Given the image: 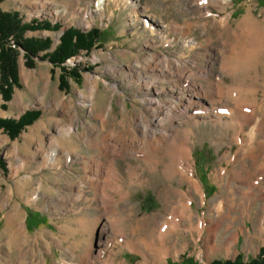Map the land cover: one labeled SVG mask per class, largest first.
Returning a JSON list of instances; mask_svg holds the SVG:
<instances>
[{"label": "rangeland", "instance_id": "374dc122", "mask_svg": "<svg viewBox=\"0 0 264 264\" xmlns=\"http://www.w3.org/2000/svg\"><path fill=\"white\" fill-rule=\"evenodd\" d=\"M98 1L0 0L1 11L17 12L24 23L45 20L61 26L57 31L24 33V38L48 34L43 38L51 41L47 53L55 50L69 28L102 33L89 53L81 51L63 64L64 88H60L59 67L36 59L33 67L27 68L22 50L9 42L19 53L18 85L9 101L0 95V105L6 106L0 108V118L16 113V103H23L25 112L38 111L40 116L15 139L0 129V264H210L256 258L264 249V233L258 231L259 223L264 228V183L253 189L256 199H242L241 193L249 190L247 179L239 177L238 171L233 174L231 164L238 158L235 166L242 163L248 169L242 171L244 177L253 176L255 164L247 152L243 153L247 159L241 158L242 144L236 141L240 138L246 141L244 147L249 146L251 126L228 127L227 123L234 112L237 117L249 114L251 108L264 118V0H106L101 10ZM226 17L227 29L222 27ZM247 24L258 36V47L253 45L256 59L249 68L242 61L245 51L253 49L248 34H243ZM235 49L240 65L232 73L228 59ZM161 55L194 62L189 65L194 74L201 68L208 71V80L196 78L204 89L221 78L235 93L232 101L222 94V98L204 102L216 109V116L197 113L195 124L179 126L191 131L187 146L203 196L199 198L191 189L185 213L184 202L176 196L190 185L182 182L180 175H165L167 158L153 170V164L147 166L140 154L115 158L99 155L93 146L94 140L104 135L127 143L139 141L141 121L152 123L153 115L164 112L182 89L183 95L190 93L186 84L154 77V68L163 66ZM149 67L144 74L151 85L147 92L139 76ZM72 71L77 76H72ZM238 100L248 107L241 111ZM261 142L264 137L258 134L255 145ZM50 143L58 146L57 157H63L58 171L69 180L56 177L55 169L50 173L43 168L38 151L47 150ZM255 154L262 160L264 149ZM94 161L106 167L114 165L116 174L108 176L104 170L98 180L106 183L104 192L95 191L84 180L92 176ZM24 163L28 171L21 169ZM12 168L20 172H12ZM118 187L121 192L116 191ZM233 194L235 200L227 203ZM58 196L70 200L60 202L64 208L57 206L53 214ZM220 201H226L221 218L216 207ZM222 219L210 244L208 229ZM174 223L179 224L178 231L167 235L161 244L158 236L164 225ZM131 241L138 245L132 246ZM145 243L167 251L163 263Z\"/></svg>", "mask_w": 264, "mask_h": 264}, {"label": "bare ground", "instance_id": "6f19581e", "mask_svg": "<svg viewBox=\"0 0 264 264\" xmlns=\"http://www.w3.org/2000/svg\"><path fill=\"white\" fill-rule=\"evenodd\" d=\"M105 1L106 0H99L98 1V4H97L98 10H101ZM223 19H222L223 26L222 25L221 26L225 29L229 28L228 17H226L224 20ZM244 27H245V25H244ZM251 27L248 25V27H246L245 29L243 28L244 29L243 34H248L250 43L253 47V45L257 46V44H258V41H257L258 36L257 37L254 36L256 33L255 34L253 33V30ZM254 32H255V30H254ZM249 48H250V46H249ZM234 54L235 55L238 54L236 52V49L233 51V56H231L228 59L229 60V70L232 73L236 72L237 69H239V65H240V60ZM244 55L246 56V58L244 56L242 61L244 63V66L249 68V65L252 64L256 59V51H255L254 47H253V49L246 50ZM153 58H152V60L155 61V57H153ZM244 58H245V60H244ZM159 60H161L163 66H160L158 68H154V70L157 71V74H158L157 75L156 73H154V77H162L163 79L167 78L169 80H173V83L186 84L187 87L190 88V93L183 95V92L185 89H182V91L179 92L180 97H177L176 100L174 102H172L164 112L158 111L159 114L155 113L153 115L152 123H150L148 121L147 122L141 121L140 122L141 127L139 126L140 127L139 128V130H140V136H139L140 140L139 141H137V142H135V141L129 142L128 141L129 143H127L125 140L120 139L118 137H115L113 140H111V138L109 139L110 136L107 137V135H104L101 137L102 138L101 140H96V139L94 140L93 139L94 143H95V145H93V146H95V149H97L99 155L105 153L107 156L110 155V157H115V158L116 157L117 158H123L125 156L130 155V154L134 155V156L140 154L141 160H143V162L147 166H150L151 164H153L152 166H150L153 170L157 169V167L155 165L159 166V164L163 163L165 161V158H167L169 160V163L165 167V172H164L165 175L167 177L180 175L182 182H186L190 185V188L188 187L187 191H185V190L184 191H178L177 190L178 192H177L176 197L180 198V201L184 202L183 212L185 213L188 210V207H186V204H189V197H190L189 192L191 191V189H193L195 191V193L197 194V196H199V198L201 197V199H203V196H202L201 187H200L199 183L194 179V176H193L192 163L190 161V149L187 146V142L189 141L188 136L191 134V131L189 132L186 129L182 130V129H180L179 126H182L184 124H189V123L195 124L196 123L195 119H196L197 113L208 115L209 117L216 116V114H217L216 109L214 107L208 108L204 104V102L213 101L215 98H218V97L222 98L223 97L222 94H225L227 97H225V96L224 97L229 98V101L230 100L232 101L234 99L235 93L231 88L224 86L223 82L221 81V78L220 79L217 78V79H215V81L213 80V81L209 82V84L207 85L208 87L205 89L202 86L198 85L196 83V78H199V79L202 78L204 80H208V74L209 73H208V71L203 70L202 68L199 69L198 73H196V74L191 72L189 70V65L192 66L194 64V62H192V61L170 59V58L163 56V55L160 56ZM223 60L224 59H222V63H223ZM222 63H221V70L224 69V65ZM155 67H157V65ZM137 68H139V67H137ZM150 69H151L150 67L142 69L143 75L139 76L141 83L143 84V86L145 87L147 92H149L151 90V88H150L151 85L146 83L147 78L145 77L144 74L147 71L149 72ZM151 71H153V70H151ZM137 72H138V70H137ZM237 104H238L237 107L240 108V110L248 107V105L246 103H244L242 100L241 101L238 100ZM251 110H252V112H250L249 114L245 113L243 115H237V117H235V112H234V116H233V113H230L231 116H233L234 118L231 119V121H229L227 123L228 127L234 126L237 128L238 127L239 128H245L246 126H251L250 138H249L250 142L248 144L249 146L244 147V145L246 144V141H242L240 138H238L236 141L239 144H242L240 149H239V151H241V154H240L241 158L247 159V157H245L246 155H243L244 152H247V154H249V160L252 161L255 165H257V166L254 165L253 173H252L253 176L244 177V173H242V171H246L248 169L242 163L240 165L235 166L238 158L235 159V163L231 164V167H232L231 172L233 174H235V171L236 172L238 171L237 175L239 177H243V178L247 179L246 181H247V186H248L249 190L241 193L242 199H244L246 201H250L252 198L254 199L255 196H254V193L252 192V191H254L253 189L257 188V186H260L261 182L264 183V173H263L264 172V156L261 160L259 155L255 154L259 148L264 149V142L259 143V145H255V140H256L258 134H260L264 137V118L257 116V112L255 111L256 109L251 108ZM97 133H99V132H97ZM68 134H70V133H68ZM133 135H135V134L133 133ZM112 136H114V135H112ZM134 137H136V136H134ZM114 152H116V153H114ZM159 153L161 155H159ZM55 156H56L55 153L53 155H51V157L49 156L50 157L49 160H54L53 158H56ZM67 158H68V156H67ZM67 158H66V160H67ZM258 159L261 160L259 164H258V162H259ZM111 162H113V164H114V161L111 160ZM113 166L111 165L109 167H106L105 165H101V163L94 161V163H93L94 172H93L92 176L87 177L84 180H88L87 184H90L91 186H93L95 191L104 192L105 187H106V183L105 182L101 183L98 180H101L102 175L104 173V170H106V173L108 176L111 173H113L114 172ZM240 169H241V171H239ZM258 171H261L260 174H257ZM249 172H251V169H249ZM114 174H116V173L114 172ZM131 174L133 175L134 173H131ZM252 177H255V178L252 179ZM94 182H96V183H94ZM116 191L121 192V189L118 187V189ZM232 193L233 192L229 193V197L232 196ZM262 195L264 196V191L262 192ZM234 200H235V197L233 194V197L229 198L227 203L230 201L233 202ZM225 202L220 201L219 203H216L217 211L219 213V216H218L219 218H221L220 214L223 211L222 209L224 208L223 206L225 205ZM243 203H245V202H243ZM221 222H223V219L218 221L216 224H214L212 227H210V229H208L209 236L207 238L208 239L207 242H209L210 244L213 241L212 238L215 236V234L221 228V226H222ZM164 226L165 227L163 228V230L161 231V233L158 236L161 244H164V241L167 238V235H171V233L178 231V229L180 227L179 224H177V223H174L171 226H168V225H164ZM258 231H259V234L264 233V228L262 226H260V223H259ZM130 244L132 246L138 245V243H136V242L134 243L132 241L130 242ZM227 244L228 243H225L224 246H226ZM147 245L148 244H146V246ZM147 247H148V249L152 250L151 252H153V254L158 255V258H160V260H161V261L160 260H158V261H160L162 263L164 262L165 256L167 255V251L165 249H162V248L156 249L157 247H153L152 245L151 246L148 245ZM89 255H90V252H88V256Z\"/></svg>", "mask_w": 264, "mask_h": 264}, {"label": "trees", "instance_id": "16d2710c", "mask_svg": "<svg viewBox=\"0 0 264 264\" xmlns=\"http://www.w3.org/2000/svg\"><path fill=\"white\" fill-rule=\"evenodd\" d=\"M60 28L58 23L52 25L45 20L32 21L27 24L22 21L17 12L8 13L0 9V95L5 102L11 99L12 89L18 85L17 59L19 53L17 49L9 46L11 40L17 48L22 50L25 59L24 65L27 68H32L36 59L47 60L53 66L59 67L62 74L60 88H64L66 81L63 75L66 74V68L63 67V64L81 51L89 53L92 46L99 42L102 36L98 29L82 33L78 29L69 28L61 35L55 50L48 53L47 50L51 48L49 39L24 38V33L27 31H57ZM43 52L46 53L40 55ZM76 73V71H72L70 74L77 76ZM0 108L5 109V104L0 105ZM39 116L40 112L38 111H27L16 120L0 118V129H3L10 139H15L26 126L31 125ZM210 264H264V249L256 258L248 262H243L241 257H237L234 260H215Z\"/></svg>", "mask_w": 264, "mask_h": 264}, {"label": "crops", "instance_id": "0c3cea01", "mask_svg": "<svg viewBox=\"0 0 264 264\" xmlns=\"http://www.w3.org/2000/svg\"><path fill=\"white\" fill-rule=\"evenodd\" d=\"M48 35V34H47ZM47 35H45V36H43L42 38L41 37H38V38H36V37H33V36H30V37H28V38H34V39H43V38H46L47 37ZM25 106H24V104L23 103H16V105H15V110H16V113H14V112H12L11 113V115H8V116H3V115H1V117L2 118H12V119H17V118H19L22 114H24L25 113V110H26V108H24ZM9 109H10V107L8 106V104H7V109L6 110H8L9 111ZM24 109V110H23ZM11 111V110H10ZM15 115V116H14ZM17 115V116H16ZM36 128H39V127H37L36 126ZM49 146H50V148H48L47 150H44V149H42V148H40L41 150H39L38 151V154H40V157H42V161H41V163L43 164V168H45V169H49L50 171H48V172H54V171H52V170H56V171H58V170H60L61 169V165H62V156H60V154L58 155V157H57V148H58V146H55L54 145V143H50L49 144ZM53 147V148H52ZM51 150H53V151H51ZM55 153V157L56 158H53L54 160H49V158L51 157V155H53L54 153ZM68 154V153H67ZM43 155V156H42ZM69 155V154H68ZM47 156H48V158H47ZM50 156V157H49ZM70 156V155H69ZM71 157V156H70ZM64 158H65V155H64ZM66 160V159H65ZM78 159H76L74 162H76ZM88 160V159H87ZM20 161H18L17 163H19ZM50 162V163H49ZM65 162V161H64ZM66 162L68 163L69 162V157L67 158V160H66ZM89 162H90V160H88V164H89ZM17 163L15 164V166L13 167V168H16V165H17ZM92 163V162H91ZM91 163L89 164V165H91ZM8 167V166H7ZM6 167V168H7ZM20 167H22L21 169H24V170H26V171H28V168L26 169V167H28V164L27 163H24L23 165L21 164V166ZM13 168H12V172L15 170H13ZM8 170H10V167H8ZM90 171V170H89ZM14 172H16V173H19L20 171H14ZM71 172H72V170H71ZM6 173V172H5ZM7 173L9 174L10 173V171L8 172L7 171ZM32 173V172H31ZM58 173L59 174H56V177H62V178H64V180H69V178L68 179H65V174H64V172H59L58 171ZM7 174V175H8ZM76 199L78 198V197H75ZM64 200H70V199H60V197L58 196L57 198H56V201L55 202H57V205H55V208H52V211H51V213H53L54 214V212L56 211V209L58 208L57 206H59V208L61 207L62 209L64 208V207H62L61 205H60V202H62V201H64ZM26 209H28L29 210V208H27V207H25V211H26ZM40 211V210H39ZM35 214L37 215V216H41V218L43 217L42 215H40V213L39 212H35ZM43 220H44V222H46L47 220H46V218H42ZM26 221H27V218H26ZM28 240L30 241V239L28 238ZM31 242V241H30ZM29 243V242H28ZM28 243H26V248H28V246H29V244Z\"/></svg>", "mask_w": 264, "mask_h": 264}]
</instances>
